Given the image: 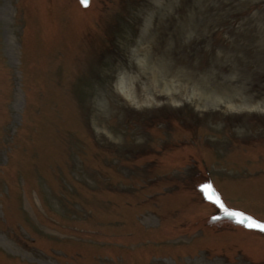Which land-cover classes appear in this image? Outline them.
Returning <instances> with one entry per match:
<instances>
[{
    "label": "rangeland",
    "instance_id": "1",
    "mask_svg": "<svg viewBox=\"0 0 264 264\" xmlns=\"http://www.w3.org/2000/svg\"><path fill=\"white\" fill-rule=\"evenodd\" d=\"M0 264H264V0H0Z\"/></svg>",
    "mask_w": 264,
    "mask_h": 264
}]
</instances>
